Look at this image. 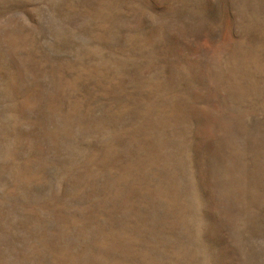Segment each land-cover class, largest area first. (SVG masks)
Listing matches in <instances>:
<instances>
[{"label":"rangeland","instance_id":"374dc122","mask_svg":"<svg viewBox=\"0 0 264 264\" xmlns=\"http://www.w3.org/2000/svg\"><path fill=\"white\" fill-rule=\"evenodd\" d=\"M0 264H264V0H0Z\"/></svg>","mask_w":264,"mask_h":264}]
</instances>
